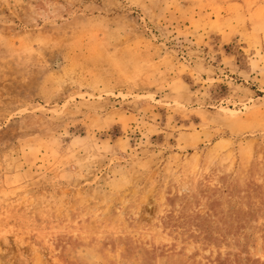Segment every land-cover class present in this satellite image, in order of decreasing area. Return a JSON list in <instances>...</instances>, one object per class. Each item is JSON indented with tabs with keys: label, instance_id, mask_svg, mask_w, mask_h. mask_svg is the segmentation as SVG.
Here are the masks:
<instances>
[{
	"label": "rangeland",
	"instance_id": "1",
	"mask_svg": "<svg viewBox=\"0 0 264 264\" xmlns=\"http://www.w3.org/2000/svg\"><path fill=\"white\" fill-rule=\"evenodd\" d=\"M0 264H264V0H0Z\"/></svg>",
	"mask_w": 264,
	"mask_h": 264
}]
</instances>
